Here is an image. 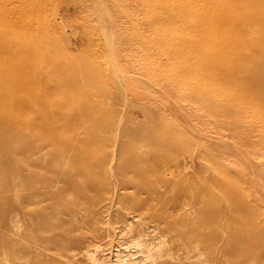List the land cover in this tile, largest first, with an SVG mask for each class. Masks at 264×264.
Wrapping results in <instances>:
<instances>
[{
  "label": "rangeland",
  "instance_id": "rangeland-1",
  "mask_svg": "<svg viewBox=\"0 0 264 264\" xmlns=\"http://www.w3.org/2000/svg\"><path fill=\"white\" fill-rule=\"evenodd\" d=\"M98 1L30 0L31 6L37 8L35 18H26V13H21L25 22H37L38 34L22 32L17 35L28 51L26 54L18 52L13 57L14 62H30L36 67V74H52L50 79L44 77L49 89L36 92L47 105L58 104L66 95L73 102L62 109L66 116L77 112L78 104L84 112L89 111L91 116L84 117L80 124L75 125L73 135L87 138L91 133L100 140V146L92 154L95 161L102 163L107 157L109 160L105 169H100L94 162L87 166V178H93L96 184L92 187L80 174L82 164L71 161V154L78 151L73 149L62 159L54 156L52 153L57 147L52 146V137L47 140L49 145L39 154L21 150L17 156L12 155L13 159L7 163L0 156V264H59L61 258L55 247L66 244L69 235L81 237V244L86 246L97 240L98 237L93 238L94 234L105 236L110 228L124 233L138 224L141 228H162L164 221L173 225L167 234L173 264H264L262 244L247 243V251L244 252L238 246L241 241L245 243V236H248L241 225L245 215L239 210L232 212L238 209L239 198L235 199L233 195L238 189L239 195L249 196L252 207L255 205L261 209L253 218L255 224H259L254 231L258 230L264 236V201L257 193L256 184L264 185V154L249 155L251 144L248 143L256 138L248 140L244 135L235 136L229 129L219 127L216 115L212 113L214 106L209 104L218 100L206 102L203 107L202 101H189L183 94V90L193 85L202 91H206V86L210 95L219 99L218 94H227L225 86L221 83H201L191 74L175 81V86L169 84L167 78L179 74L182 66L176 64L173 70L170 69L168 62H164L165 58L157 51L152 59L145 55L146 49L156 45L151 41V30L146 26L144 8L137 7L139 0H131L134 3L131 8L136 6L142 14L131 20L124 17L122 9L113 7L111 0H102L104 8L99 6L101 1ZM122 3L129 4V0ZM104 10L109 13L112 25L107 23V17H102ZM105 23L106 28L103 27ZM111 26L113 32L115 30L113 45L118 47H115L118 52L113 53L110 48L112 40L107 34ZM136 33H139L142 42L134 46L128 40ZM130 47L134 52L129 50ZM245 59L248 58L244 57V62ZM65 64L79 68L65 70L61 67ZM58 65L64 73L77 78L80 89L76 91L75 99L69 96L75 90L58 85L57 78L63 75L57 70ZM91 66L98 67L102 74L99 78L95 70H90ZM149 69L153 70V79L144 74ZM126 75L133 77L128 82L130 85L121 80ZM247 76L249 74H245L243 80ZM167 83L169 86L162 85ZM262 86L263 89L256 90L260 92L264 108V84ZM207 95L208 92H205L203 97ZM244 100L248 102L250 98L247 96ZM74 103L76 110L67 108ZM250 111L246 116L251 114ZM47 113L51 115L52 112ZM34 132L39 139L44 135L41 129ZM120 147V167L125 170V181L128 183V187L123 189L119 188L116 176H112L113 171L109 170L110 166L118 164L115 151ZM246 158L255 171L245 161ZM132 166H136L137 171H133ZM67 169L70 170L65 172L69 180L62 179L63 171ZM256 176L261 178V183ZM63 182H70L73 188L84 194L74 203L76 213L73 217L64 214L58 202L47 198L59 186H64ZM66 198H72L70 191ZM133 211L139 217L132 219ZM41 221H44L43 225ZM214 221L215 226L210 228V223ZM74 227L76 230L71 231ZM182 232L193 241L201 237L208 239V243L211 240V248L217 253L216 259L203 250L198 252L201 259L197 257V251L189 258L181 259L183 251H180L179 233ZM123 233L118 235L120 243L114 252L119 250L126 254L129 248L120 237L124 240L128 238ZM16 252V263H13V253ZM247 253L253 259H249ZM84 254L87 255L86 252ZM95 256L97 264H109L106 252L98 250ZM247 259L249 261H245ZM77 264H89L88 258L78 257Z\"/></svg>",
  "mask_w": 264,
  "mask_h": 264
},
{
  "label": "bare ground",
  "instance_id": "bare-ground-1",
  "mask_svg": "<svg viewBox=\"0 0 264 264\" xmlns=\"http://www.w3.org/2000/svg\"><path fill=\"white\" fill-rule=\"evenodd\" d=\"M99 1V6L104 8L102 0ZM125 1L111 0L110 4L113 7H117L118 10L122 9L124 17L127 20H131L132 17L142 14L139 13L138 6L144 8L147 16L146 26L151 30V41L155 42L156 45V47L151 46L146 49L145 55L147 58L152 59L154 53L157 51V53L159 52L165 58L163 61L166 60L168 62L170 69H174L176 64L182 66L179 74L175 73L172 74L173 77L170 76L171 78H167L168 83L175 86V81L191 74L201 80L199 81L201 83H207V85L221 83V85L225 86L224 89L227 94H218V97H221L219 99L214 95H210L209 87L206 86V91H202L201 88L196 89L194 87L195 85H193L190 89L183 90V94L189 101H202L201 105L203 107V104L206 102L218 100L217 102H211L209 104L214 106L212 113L216 115L219 127L229 129L235 136L238 134L244 135L248 140L250 138H256L255 141L248 143L251 144V149L248 148L249 155L251 157L255 153H261L263 155L264 108L262 107L263 99H261L260 92L256 89H263L262 85L264 84V0H139L135 9L131 8L134 4L133 2V4L131 3V0H129V4L122 3ZM31 5L30 0H0V156L7 163L13 159L12 155L17 156L21 150L23 152L28 151L29 153L39 154L49 145L47 140L52 137V146L57 147L56 151L52 154L62 159L71 150L74 149V152L78 151L71 154V161L76 164H82L80 166L82 178L88 181L92 187H96L94 179L87 178V166L94 162L95 165L98 164L97 166L100 169H105L109 158H105L102 163L101 161H95V157L92 154L100 146V140H97L91 133L87 138H80L73 135L75 125L80 124L81 119L84 117L91 116L89 111L84 112L82 110L83 108L80 109L78 104V111L70 117L66 116V113H63L62 109L65 108L66 104L72 102L66 95L61 98L58 104L47 105L45 100L36 95V92L49 89L44 81V77L50 79L52 74H36V67L30 62L16 64L13 60V57L18 52L26 54L28 51L17 35L22 32L26 34L37 32V22H25L21 17V13L24 11L26 18H35V9L37 8H33ZM104 12L102 17H107V23L112 25L113 21L110 19L109 13L106 10ZM102 24H104L103 21ZM109 28H112L107 34L110 35L109 38L112 40V46L110 48L113 53V51L116 52L118 47L113 45L115 30L113 32L112 26ZM128 41L130 43L132 42L134 46L142 42L139 33H136ZM18 48L20 51H18ZM132 48L129 50H132ZM92 51L94 53L96 52L93 49ZM120 53L122 52L120 51ZM137 53L136 51L135 57L138 55ZM244 57L248 58L245 59V62L243 61ZM61 67L65 70H76L79 68L73 64H65ZM61 67L58 65L57 70L62 73L63 70ZM90 70H95L94 72L98 74V78L102 75L97 66H91ZM144 74L151 79L154 78L152 69L144 71ZM245 74H249V76L243 80ZM54 75L58 74L55 73ZM38 78L41 79L39 80ZM132 78L126 75L121 80L125 85H130L128 82ZM57 81L58 85H61L60 87L65 85L75 90L69 96L73 99L76 98V91H79L80 86L74 75H67L63 72V75L58 77ZM168 83L162 85L164 87L169 86ZM245 83L249 86H246ZM94 85L99 86L95 81ZM205 92H208L210 97L208 95L203 97ZM246 95L250 98L248 102L244 100L247 97ZM74 105H67V108L76 110V105ZM250 109L252 110L250 111ZM249 111L251 114L246 116ZM47 112L52 113L50 115ZM102 127L106 128V126ZM38 129H41L44 134L40 139L34 132V130L36 131ZM30 138L33 139L32 142ZM19 139L23 143V147ZM214 139L216 140L217 138ZM60 145L61 147L58 149ZM240 151L242 154V150ZM115 153L118 164L114 167L110 166L109 170L111 172L113 171L112 176H116L119 188L123 189L124 186L128 187V183L125 181V170H122L120 167L121 147ZM257 154L256 156L258 157L259 155ZM113 156L112 160L114 159ZM245 161L251 165L249 159L246 158ZM113 162L115 163V161ZM132 170L137 171L136 166H132ZM66 171L68 172L70 170L63 171L62 179L67 178L69 180L67 173H65ZM259 178L257 177L258 180ZM47 183L45 182V184ZM259 183H261L260 180ZM63 184L64 186H59V189L47 198L48 200H53L54 203L58 202L64 214L68 217H73L76 213L74 203H76L77 199L83 193L73 188L70 182H63ZM256 184L258 187L257 193L260 194L263 198L262 201H264V185L262 183ZM69 191L72 194V198L67 200L66 194ZM237 191L238 189L234 191L233 195L235 199L239 198V200L237 199L238 209L232 212H238L239 210L241 214L244 213L245 219L244 222H241V225L245 229V234L248 235L245 236L246 242L242 243L241 241L238 243V246L244 252L247 251L245 248L247 243L262 244L261 250L263 251L264 243L262 240H264V236L258 230L254 231L259 224H255V220L253 219L257 213H260L261 209L255 205V207H252L249 204V196L247 194L239 195ZM261 197L260 199H262ZM245 203H247L246 206ZM15 205L18 208L19 205L17 202ZM131 215L132 219L139 217V214L137 215L134 211ZM41 224L43 225L44 221H41ZM163 224L162 228L160 226L141 228L138 224L135 225L137 227L126 229L127 232L125 231L124 233L121 230L118 233L114 228L111 229L109 227L110 229L105 236L99 237V235L94 234L93 238L98 237L97 240L90 242L86 246L81 244V241H83L81 237L68 234L69 241L66 244H60L55 247L58 256L61 258L59 264H77V259L81 256L83 258L87 257L89 264H97L98 259L95 254L98 250L108 254L107 257L110 259L109 264H113V262L115 264H173L169 247L171 242L167 237L173 225L165 221ZM210 224V228L214 227L215 221ZM127 226L129 227V225ZM75 227L70 230H76ZM122 233L128 238L124 240L120 237L122 241H125L124 244L126 247L129 248V252L126 254L119 250L114 252V249L118 248V243H120L118 235H122ZM179 239L182 243L180 251L181 253L183 251L181 259L189 258L191 253L195 251L198 253L199 250L200 253L202 250L203 252L206 251L210 257L214 260L216 259L217 253L211 248V240L208 243V239L201 237L198 241H193L184 232L179 233ZM208 244L209 248L207 247ZM85 252L87 255L84 254ZM16 255L17 252L13 253V263H16ZM247 256L250 257L249 259H253V256L248 253ZM197 257H199V253ZM192 258L194 259V257ZM249 259L245 261H249Z\"/></svg>",
  "mask_w": 264,
  "mask_h": 264
}]
</instances>
